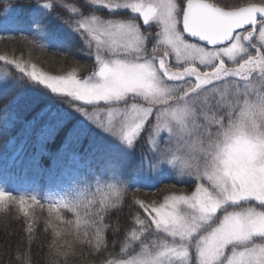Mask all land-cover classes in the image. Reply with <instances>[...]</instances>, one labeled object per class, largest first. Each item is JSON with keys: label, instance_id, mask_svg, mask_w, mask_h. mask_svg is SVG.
<instances>
[{"label": "snow or ice", "instance_id": "snow-or-ice-1", "mask_svg": "<svg viewBox=\"0 0 264 264\" xmlns=\"http://www.w3.org/2000/svg\"><path fill=\"white\" fill-rule=\"evenodd\" d=\"M87 2L113 14L131 13L105 19L65 5L80 17L74 31L88 42L90 54L95 49L87 78H78L77 68L50 75L35 64L28 70L27 64L5 56L0 60L74 101L124 104L115 122L110 107L109 129L127 149L149 131L155 159L142 158L125 176V153L116 164L120 183L149 186L161 180L166 170L158 169L157 162L169 165L167 171L179 165L181 172L200 181L190 193L173 192L151 203L137 200L144 215L136 214L121 246L127 258L106 264H264V0L235 6L226 0ZM10 9L0 17V27L10 23ZM138 21L156 31L142 32ZM34 27L42 31L41 20ZM77 110L87 115L83 106ZM163 131L167 140H152V134ZM115 195L118 202L121 194ZM6 199L0 190V203ZM24 202L20 197V210L27 215ZM107 207L102 199L100 210L83 221L94 229V241L87 231L83 238L76 233L77 240L97 251L105 246L102 212ZM75 223L79 229L81 221ZM57 255L68 253L57 248Z\"/></svg>", "mask_w": 264, "mask_h": 264}, {"label": "trees", "instance_id": "trees-1", "mask_svg": "<svg viewBox=\"0 0 264 264\" xmlns=\"http://www.w3.org/2000/svg\"><path fill=\"white\" fill-rule=\"evenodd\" d=\"M242 1L246 0H226V3L232 5ZM65 5H75L83 14L86 10H90L91 14L98 15L93 8L88 9L90 6L85 0L84 2L82 0H56L53 8L54 14L65 16ZM8 44L17 45L19 49L16 50L15 47L9 49ZM23 54L30 55L23 60ZM0 56L17 60L22 58L20 61L35 64L38 68L55 75H63L72 68H77V74L83 76L93 69L91 59L69 48L41 47L31 35L4 36L0 34ZM194 184L190 182L180 185L164 183L153 190L137 189L121 194L119 201L115 199L102 215L105 246L99 251L91 244L81 243L76 239L78 231L82 238L83 232L87 231L88 238L94 241V229L86 227L83 223L88 216L80 212H77V215V213L72 214L66 211H54L45 205H36L27 210V215H25L20 210L18 202L13 200L0 206V264H25V259L28 264H53V262L55 264H106L107 260L120 259L122 258L121 246L126 234L134 226L136 214L144 215L136 201L144 200L146 203H151L162 201L164 195L173 192L190 193L195 189ZM93 212L95 211L89 214ZM77 219L81 221L79 229L75 223ZM70 221L72 223H69ZM29 224L32 225V231L25 234ZM6 228L11 233L8 243L3 233ZM57 232L60 233L59 236L56 235ZM66 242L71 243V248ZM57 248H62L68 255H57Z\"/></svg>", "mask_w": 264, "mask_h": 264}, {"label": "rangeland", "instance_id": "rangeland-1", "mask_svg": "<svg viewBox=\"0 0 264 264\" xmlns=\"http://www.w3.org/2000/svg\"><path fill=\"white\" fill-rule=\"evenodd\" d=\"M51 1L53 2L55 0H38L35 2L36 4L29 6L28 8L6 6L4 9L1 10L0 17H3L6 8H11L10 11H11L12 17H10V23L8 24L7 28L0 27V30L18 31V30H26V29L33 28L41 36H43V42L60 47L62 44H64L63 37L60 39H58L57 37H52V36L48 37L46 32L43 30L45 26L50 27V30H52L55 27V24H54V21H55L57 26H59L60 24L65 26L63 30L66 32V34H68L72 40H75L74 41L75 43H78V48L81 49L79 51V54L93 58V60H94L93 65H95V49H94V47L91 49V54H90L88 42L86 40H84L83 36L79 32L74 31V27H75L74 21L79 19L80 17L72 14L71 12H69L67 10H65L66 11L65 16L58 15V17L60 16V18L62 20L59 19V21H58V19H54L55 16H54V14L50 13V8L44 9V8L40 7V6L45 5V4H50ZM82 1L84 2V0H82ZM85 1H86L88 6L91 5L90 3L87 2V0H85ZM255 1H260V0H252V2H255ZM246 2H247V0L242 1L241 3L244 4ZM239 4L235 3V4H232L231 6L239 5ZM91 6L93 7V10H95L96 13H98V16H100L102 18H105V19H124V18H127V16H124L121 14L118 17H116V15H114L113 13L106 12V11H108L107 9H103V8L94 9L96 7L93 5H91ZM91 6L88 7V9H92ZM121 11H124V10H121ZM90 12H92V11L86 10L84 15L85 16L97 15V14H91ZM93 13H95V12H93ZM99 14H101V15H99ZM108 14H111V15H108ZM128 14H129L128 16L131 15L130 12ZM56 17H57V15H56ZM36 20H41V23L43 26L42 31L39 29H36L34 27V21H36ZM138 23H139V21H138ZM155 29H156L155 27L148 28L147 26H141L142 32H153L154 33L156 31ZM14 47L16 48V50L19 49V47L17 45L8 44L9 49L14 48ZM20 50H23V49H20ZM29 55L30 54H27V55L23 54V57H22L23 60H25L27 57H29ZM15 56H17V54ZM32 57L33 56L31 55V58ZM169 59H170L171 63H173V64L175 63L174 57H170ZM8 60L18 61V62H21L22 64H27V63L23 62V60L20 61V60L11 59V58H8ZM0 62L5 64L6 68L11 67V68H13L14 71L19 72V70L15 67L14 64H8L3 60H0ZM31 65H32L31 63L28 64V70H31ZM40 71H42V70H40ZM42 72H44V71H42ZM90 73H91V71H90ZM18 74L23 77V74H21L20 72ZM88 76L86 74L84 77L78 76V78L84 79V78H87ZM26 78H27V76H26ZM8 79H9V76H8V73L5 69V67L0 66V82L3 83L4 81H7ZM29 80L33 85H39L38 83L31 80L30 78H29ZM23 84H24V81H23ZM22 89L29 90V87H25ZM23 94H24V92H23ZM77 102H79V101H77ZM79 103L84 104L86 106H92V108L89 109V108L83 107L85 109V111L87 112V115H85V112H81V111L77 110L78 106L72 107V109L75 111V113H74L75 116L80 118L79 122L77 123L76 130H75L76 135L73 138V141L76 144L79 143L80 139L78 137L80 135H82L83 133H86V132H90V131H91V134L93 136L96 133H99L102 135L112 134L115 137V142H117V141L120 142L119 138L115 134V132L109 129L108 111L111 107V109L113 111V116L111 119L114 122L118 121L120 119L119 109L123 108L124 105H117V106L106 105V106H102V107H100V106L96 107L97 103L87 104L84 101H80ZM98 103H104V102H98ZM140 103H143V102L140 101ZM64 114H66L65 111L59 115L60 120L58 119L55 122V124L60 123L61 119H64ZM97 117H99L100 119L98 120ZM153 123H155V121H153ZM147 127H149V126H147ZM48 130H50V128L45 129L44 133H46ZM165 133H166V131L156 132L155 134L151 135V138L153 141L156 142L159 140L158 138ZM100 141H101V136H98L97 138L94 139V143H95L94 148H95L96 152L100 151L99 150V146L101 144ZM109 146H111V148H113L115 150L116 154H120V153L128 150L122 144L121 145H109ZM15 156H16V153L12 154V156L10 158H8L7 161H5V159H3L4 156L2 155L0 157L1 165L5 168L11 166V164L13 162V157H15ZM185 161L187 163H192L191 160H188L186 158H185ZM5 162H6V165L4 164ZM86 163L87 162H82L79 159V155H77L76 152H74V151L71 152L69 157H68V165H73L74 168L65 167L62 170L65 183L62 185H60V183H55L51 187H48L46 192L43 194V196L41 195L43 200L47 201L50 205L54 206L55 208L65 207V205H68V207L69 206L71 207V206H74L75 204L81 203L86 197L92 196L94 193H96L98 196L103 197L104 195H106L109 191H111L115 187V176H114V171L112 168V164H114L113 162H109L107 164L106 168L104 170H102L100 173L93 171L91 168H89V169L86 168V171L83 172V168L85 167ZM56 164H58V163L57 162L52 163L51 166L54 168L56 166ZM94 164H96V165L102 164L103 165L104 162H100L99 157L96 156V161H94ZM168 166L169 165H167V164L161 165L157 162V168L158 169L164 168L167 171ZM28 167L29 166H27V168ZM177 171L181 172L179 165L177 166ZM39 172H41V171H39ZM164 174H166V173H164ZM54 176L55 175L53 172L51 174V177H54ZM13 178L14 177L9 178L8 175L0 173V190H3L6 195L8 193H10L12 188L15 186V184L12 182ZM58 179L55 180L54 182L58 181ZM38 180H39V176L34 178V180H32V181H34V187H33L34 190L37 187L36 181H38ZM155 182L156 181H153L151 184H154ZM198 182H200V181H197V183ZM17 185L14 187V190L23 193L25 188L23 186H21V184H20V186H17ZM23 185H25V184H23ZM136 185H138V184H136ZM27 210H29V209L27 208L26 211ZM3 233H4L5 241L8 243V241L11 237V233H10L9 229L6 228L5 230H3Z\"/></svg>", "mask_w": 264, "mask_h": 264}, {"label": "water", "instance_id": "water-1", "mask_svg": "<svg viewBox=\"0 0 264 264\" xmlns=\"http://www.w3.org/2000/svg\"><path fill=\"white\" fill-rule=\"evenodd\" d=\"M186 37H187V36H186ZM187 38H189V39H191V40H194V41H198L196 38H192V37H187ZM198 42H200V41H198ZM200 43L204 44V42H200ZM209 47H211V46H209Z\"/></svg>", "mask_w": 264, "mask_h": 264}, {"label": "bare ground", "instance_id": "bare-ground-1", "mask_svg": "<svg viewBox=\"0 0 264 264\" xmlns=\"http://www.w3.org/2000/svg\"><path fill=\"white\" fill-rule=\"evenodd\" d=\"M3 84L6 86V87H9V85L6 83V82H3ZM26 231V230H25ZM29 231L27 230L26 232H25V234L26 233H28Z\"/></svg>", "mask_w": 264, "mask_h": 264}]
</instances>
